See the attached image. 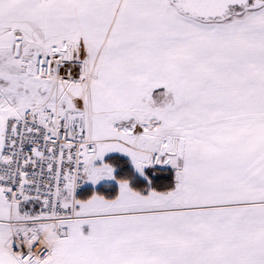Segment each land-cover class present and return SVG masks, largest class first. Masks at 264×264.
Returning a JSON list of instances; mask_svg holds the SVG:
<instances>
[{"label":"snow or ice","instance_id":"obj_1","mask_svg":"<svg viewBox=\"0 0 264 264\" xmlns=\"http://www.w3.org/2000/svg\"><path fill=\"white\" fill-rule=\"evenodd\" d=\"M0 264H264V0H0Z\"/></svg>","mask_w":264,"mask_h":264}]
</instances>
